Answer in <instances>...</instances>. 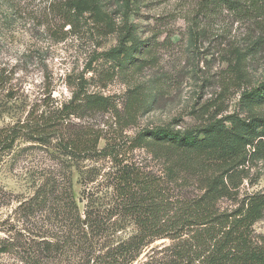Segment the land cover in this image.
Returning a JSON list of instances; mask_svg holds the SVG:
<instances>
[{
    "label": "trees",
    "instance_id": "16d2710c",
    "mask_svg": "<svg viewBox=\"0 0 264 264\" xmlns=\"http://www.w3.org/2000/svg\"><path fill=\"white\" fill-rule=\"evenodd\" d=\"M108 1L55 6L64 24L85 14L99 23ZM121 1L125 14L132 13L130 0ZM200 3L195 15L206 7L210 21L226 11L255 25L264 42V0ZM125 43L115 51L123 53ZM230 52L235 61L228 67L239 73L243 53ZM86 84L79 83L68 101L44 92L23 119L0 129V155L37 143L59 168L40 175L35 192L20 201L24 227L16 241L22 242L0 240V254H15L17 264H264V233L254 227L264 218V192L243 186L264 143V114L212 115L193 126L173 121L127 135L140 111L128 99L118 108ZM243 98L264 103V80ZM73 161L96 164L80 169L82 210L71 192ZM92 182L110 188V197L96 196ZM2 190L4 201L13 198ZM128 223L135 233L118 239Z\"/></svg>",
    "mask_w": 264,
    "mask_h": 264
},
{
    "label": "rangeland",
    "instance_id": "374dc122",
    "mask_svg": "<svg viewBox=\"0 0 264 264\" xmlns=\"http://www.w3.org/2000/svg\"><path fill=\"white\" fill-rule=\"evenodd\" d=\"M59 1L0 0V129L23 119L44 92L68 101L82 81L89 92L111 97L118 108L128 99L140 111L127 135L173 121L193 126L212 115L264 114V103L243 98L264 80V42L259 43L262 33L255 25H244L226 11L208 21L206 7L195 15L201 0H130L129 15L121 0H109L99 23L85 14L64 24L55 6ZM123 38L124 51L117 53ZM231 49L243 53L239 73L228 67L235 61ZM20 148L0 155V187L13 196L0 198V240L16 244L22 242L16 236L24 227L20 201L35 192L40 175L59 169L43 146L27 142ZM95 165L70 163L71 192L80 210V169ZM90 186L96 196L110 197V188L96 182ZM243 186L264 192V143ZM254 227L264 233V218ZM134 233L128 223L118 239ZM14 256L0 254V264H17Z\"/></svg>",
    "mask_w": 264,
    "mask_h": 264
}]
</instances>
